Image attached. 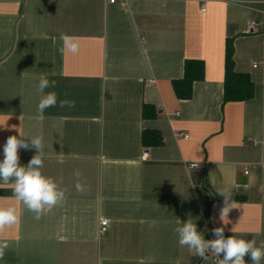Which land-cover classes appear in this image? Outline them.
I'll return each instance as SVG.
<instances>
[{
    "label": "crops",
    "instance_id": "1",
    "mask_svg": "<svg viewBox=\"0 0 264 264\" xmlns=\"http://www.w3.org/2000/svg\"><path fill=\"white\" fill-rule=\"evenodd\" d=\"M62 35L79 42L77 53H60ZM227 40L236 71L255 90L223 104ZM187 59L204 62V79L180 99L172 82ZM41 77L57 82L45 92L75 107L58 103L40 114ZM145 105L154 110L146 115ZM18 130L43 137L42 174L65 199L37 220L11 182H0V206L20 215L0 232L9 244L0 264H219L222 256L202 259L179 245L175 229L188 219L205 239L223 227L226 238L259 247L264 0H0V160ZM145 130L160 132L163 143L145 145ZM35 154L20 149V164ZM223 189L233 208L221 220Z\"/></svg>",
    "mask_w": 264,
    "mask_h": 264
},
{
    "label": "clouds",
    "instance_id": "2",
    "mask_svg": "<svg viewBox=\"0 0 264 264\" xmlns=\"http://www.w3.org/2000/svg\"><path fill=\"white\" fill-rule=\"evenodd\" d=\"M60 39L63 46L59 49L61 54L66 52L77 53L79 42L70 36L62 35ZM57 82L41 77L37 86L40 93V100L37 111L43 114L46 109L56 107L59 103L61 108L75 107L73 100H59L55 91L45 92L46 89H55ZM19 131V130H18ZM35 149L36 154L30 159L27 165L20 164V149ZM3 160H0V182L8 184L11 182L13 196L21 201L24 207L35 214V219L39 220L43 214L61 204L65 199V189L60 188L59 183L51 177L42 174L44 159L43 137H24L19 131V138L15 135L9 136L3 146ZM77 183L75 185L78 192L85 190L79 182L80 173L77 172ZM218 195L223 197L225 206L221 209L220 218L224 220L231 208L230 194L226 189L219 190ZM20 222V215L14 206H0V232L6 227ZM178 235V243L181 247H187L195 255L204 259L208 254H215L219 259V264H245V256H250L251 264H260L264 259V242L259 247L256 246L255 239H237L234 236L225 237L224 228L212 229L214 239H205L203 233L197 230L196 223L192 219L183 222L175 229ZM9 244L0 241V260L4 258L5 251Z\"/></svg>",
    "mask_w": 264,
    "mask_h": 264
},
{
    "label": "trees",
    "instance_id": "3",
    "mask_svg": "<svg viewBox=\"0 0 264 264\" xmlns=\"http://www.w3.org/2000/svg\"><path fill=\"white\" fill-rule=\"evenodd\" d=\"M184 64V73L180 78L173 80L174 92L180 99H188L193 94L196 81L204 79L205 65L200 59H187ZM234 47L232 40H227L225 49V75L223 104L229 101H244L254 96V82L247 73L238 72L234 65ZM153 107L145 105L147 115ZM145 145H160L163 137L156 130H145L143 134Z\"/></svg>",
    "mask_w": 264,
    "mask_h": 264
},
{
    "label": "built area",
    "instance_id": "4",
    "mask_svg": "<svg viewBox=\"0 0 264 264\" xmlns=\"http://www.w3.org/2000/svg\"><path fill=\"white\" fill-rule=\"evenodd\" d=\"M110 1L114 2L115 0H110ZM203 10H205V8H203ZM251 26H252V28L255 27V26H257V22L252 21V22H251ZM258 65H259V62L256 61V62L254 63V67H257ZM181 134H182V133H181ZM188 135H189V134H184V137L187 136V138H188V137H189ZM189 166H190V168H195V167H198L199 164H198L197 162H192V163L189 164ZM108 225H109V219H107V218H105V217H102V219H101V221H100V233H101V234H104V233L107 231V229H108Z\"/></svg>",
    "mask_w": 264,
    "mask_h": 264
}]
</instances>
